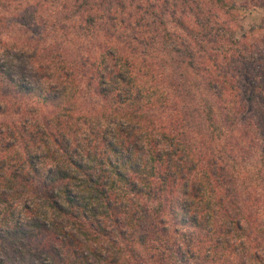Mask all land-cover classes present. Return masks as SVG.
<instances>
[{"label": "trees", "instance_id": "1", "mask_svg": "<svg viewBox=\"0 0 264 264\" xmlns=\"http://www.w3.org/2000/svg\"><path fill=\"white\" fill-rule=\"evenodd\" d=\"M33 2L38 17L27 8L0 15V81L16 93L0 95V264H264V179L231 157L258 152L264 178V78H251L247 111L229 73L248 62L198 63L190 49L211 35L207 19L200 28L180 20L178 40L161 14L147 17L163 31L148 36L147 56L155 38L170 44L165 74L152 62L139 72L113 45L97 57L62 52L38 28L34 41H3L17 26L41 29L49 0ZM91 2L74 0L78 12L67 17L103 29ZM109 3L105 35L117 38L128 27ZM188 70L206 88L190 101L177 83Z\"/></svg>", "mask_w": 264, "mask_h": 264}, {"label": "rangeland", "instance_id": "2", "mask_svg": "<svg viewBox=\"0 0 264 264\" xmlns=\"http://www.w3.org/2000/svg\"><path fill=\"white\" fill-rule=\"evenodd\" d=\"M28 0L27 2L13 1L11 5L0 6V15H7L8 18H14L16 14L27 8L32 13V16L38 15L39 6ZM261 0H115L114 9L110 11L116 16L118 26H127L128 29L118 27L120 34H116L117 38L105 35L104 28L110 27V19L108 11L111 10L110 0H92L88 5L90 9L97 13L102 19L98 20V24L102 27L96 28L94 31H88L84 24V18L76 17L75 20L68 19V15L76 14L78 8L73 6L74 0H67L68 7H65L61 0H49L48 6L40 7L41 16H48V19L41 20L40 27L32 26L31 32L24 30H16L19 26L13 29H8L2 34V40L11 44L15 39H23L29 37L33 41L35 38H44L46 42L58 46L62 52L67 50L73 54L78 52L92 53L97 57L102 47L116 46L124 55L132 56L133 62L136 63V70L139 72L147 71V64L153 63L155 71L159 74L166 73V64L160 60L165 59L166 48L170 44L160 46V37L152 43L158 48L157 52L153 50L152 55L147 56V52L152 49L147 47V39L152 34H157L158 31L163 34L161 29L156 25H147V17L152 18L156 14H161L167 22L168 29L174 34V39L181 40L184 38L183 31L179 26L180 20H185L190 26L200 28L198 20H209L208 30L211 35L204 40H200L199 44L193 43L190 49L193 51L195 60H207L211 57L212 60H227V66L234 67L235 60L246 61L247 66L242 65V73L236 70L229 73L230 76H235L238 83L235 84L236 93L240 94L242 103L245 109L250 110L253 106V101L248 99V96L253 93L251 86V78L260 76L264 78V7L256 5ZM119 2V3H118ZM124 2V3H122ZM122 3V4H121ZM155 3L156 6H152ZM110 6V8H109ZM155 12V13H154ZM38 17V16H37ZM144 18L141 20V18ZM150 18V19H151ZM63 26L64 30L59 32L57 26ZM35 28L40 30L34 34ZM67 32V33H66ZM82 33V35H80ZM149 36V37H148ZM156 37V35H153ZM210 38V39H209ZM189 41V40H186ZM156 42V44H155ZM191 42V41H190ZM151 44V43H150ZM194 46V47H193ZM155 48V49H156ZM226 54V59L224 54ZM74 56V55H73ZM187 60V59H186ZM226 65V63L224 64ZM178 70V69H176ZM188 70V73H182L177 83H181L179 92L186 95L187 100H192L191 97L206 92V88L201 85L200 76L195 72ZM222 71L215 70V75ZM238 76V77H237ZM13 96L16 94L10 89L5 80L0 81V95ZM22 104H30L31 98L20 95ZM89 104V101L82 102V105ZM250 103L251 104L250 106ZM87 104V105H88ZM15 108V107H14ZM14 108L10 109L11 112ZM52 108L43 109L44 114H48ZM192 118H194L192 116ZM196 123V122H194ZM228 143V141H227ZM225 145V144H224ZM230 155L234 154L229 149ZM236 152L231 156L232 162L237 166V170L242 174L254 172V181L263 183L264 178L257 179V168L260 166L259 153L241 155L246 158L236 157ZM253 171V172H252ZM250 183V182H249Z\"/></svg>", "mask_w": 264, "mask_h": 264}]
</instances>
